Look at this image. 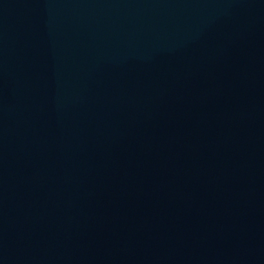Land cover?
<instances>
[{"label": "water", "instance_id": "1", "mask_svg": "<svg viewBox=\"0 0 264 264\" xmlns=\"http://www.w3.org/2000/svg\"><path fill=\"white\" fill-rule=\"evenodd\" d=\"M0 264H264V0H0Z\"/></svg>", "mask_w": 264, "mask_h": 264}]
</instances>
